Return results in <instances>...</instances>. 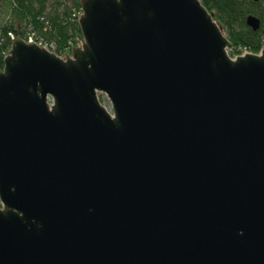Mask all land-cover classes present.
Masks as SVG:
<instances>
[{
  "label": "water",
  "instance_id": "water-1",
  "mask_svg": "<svg viewBox=\"0 0 264 264\" xmlns=\"http://www.w3.org/2000/svg\"><path fill=\"white\" fill-rule=\"evenodd\" d=\"M80 3L72 55L0 69V264H264V51L200 0Z\"/></svg>",
  "mask_w": 264,
  "mask_h": 264
},
{
  "label": "trees",
  "instance_id": "trees-1",
  "mask_svg": "<svg viewBox=\"0 0 264 264\" xmlns=\"http://www.w3.org/2000/svg\"><path fill=\"white\" fill-rule=\"evenodd\" d=\"M220 24L232 43L230 56L245 52L260 54L264 47V0H200ZM83 11L80 0H0V69L14 40H32L57 56H65L79 46V25ZM261 22L252 30L248 18Z\"/></svg>",
  "mask_w": 264,
  "mask_h": 264
},
{
  "label": "rangeland",
  "instance_id": "rangeland-1",
  "mask_svg": "<svg viewBox=\"0 0 264 264\" xmlns=\"http://www.w3.org/2000/svg\"><path fill=\"white\" fill-rule=\"evenodd\" d=\"M3 18H4L3 15L0 16V21H1ZM79 45H80V44H79ZM76 46L78 47V45H76ZM233 57H235V56H233ZM233 57H232V58H233ZM103 103L109 104L110 107H111V104H110L109 100L107 99V96H105V95H103ZM111 109H112V107H111Z\"/></svg>",
  "mask_w": 264,
  "mask_h": 264
},
{
  "label": "bare ground",
  "instance_id": "bare-ground-1",
  "mask_svg": "<svg viewBox=\"0 0 264 264\" xmlns=\"http://www.w3.org/2000/svg\"><path fill=\"white\" fill-rule=\"evenodd\" d=\"M32 42H34V41H32ZM262 52V51H261ZM260 52V53H261ZM229 54H230V51H229ZM250 54V53H249ZM67 55H72V51H71V53H69V54H67ZM67 55H65V56H67ZM103 95H105V94H103ZM106 96V95H105ZM107 99H108V97H107ZM109 100V99H108ZM110 102V101H109ZM111 104V103H110ZM111 107H112V105H111ZM113 111V110H112Z\"/></svg>",
  "mask_w": 264,
  "mask_h": 264
},
{
  "label": "built area",
  "instance_id": "built-area-1",
  "mask_svg": "<svg viewBox=\"0 0 264 264\" xmlns=\"http://www.w3.org/2000/svg\"><path fill=\"white\" fill-rule=\"evenodd\" d=\"M262 51H264V47L262 48ZM246 54H249V52H245L243 55H246Z\"/></svg>",
  "mask_w": 264,
  "mask_h": 264
}]
</instances>
